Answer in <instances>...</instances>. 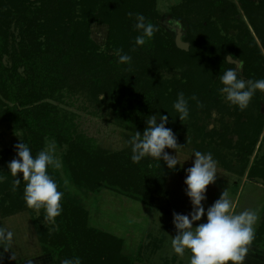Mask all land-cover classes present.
<instances>
[{"label": "trees", "instance_id": "16d2710c", "mask_svg": "<svg viewBox=\"0 0 264 264\" xmlns=\"http://www.w3.org/2000/svg\"><path fill=\"white\" fill-rule=\"evenodd\" d=\"M33 2L0 0V119L22 130L21 139L29 144L33 156L44 149L45 138H54L64 148L67 177L77 190L92 194L106 187L150 205L165 192L167 174L172 169L162 160L152 157L133 163L129 149L130 153L126 149L107 153L96 145L92 146L90 138L76 132L73 114L60 110L48 100L43 101L44 97L60 100L66 92L105 90L111 93L113 88L119 87L120 96L130 99L131 107L139 111L134 109L132 123L126 122L129 127L138 128L135 124L146 122L151 113H165L169 120L166 127L170 128V118L177 115L173 102L178 93H184L189 110L194 113L200 107L191 97L195 95L199 98L203 94L206 115L215 108L220 113L236 115L237 121L232 130L224 125L222 132L212 130L205 135L202 134L203 127L193 124L191 129L195 133L189 142L201 141V146L207 151L206 143L216 137L221 144H230L227 134L233 132L239 137L236 146L246 142L243 152L246 156L251 153L259 135L264 132V119L258 111L264 92L257 90L248 107L241 111L237 106L222 103L218 96V89L222 86L219 76L224 70L232 68L226 60L230 55L243 62L244 73L249 79L264 78V55L259 47L264 49V22L260 17L264 11V0H237L236 3L232 0H181L171 6V12L182 15L186 21L189 31L187 40L190 42L187 52L178 49L173 35L159 24L157 0H40L39 6ZM237 4L259 45L243 17H238ZM129 12L142 13L147 22L156 26L154 36L146 39L143 46L135 44V38L140 33L134 28L135 16L129 17ZM93 21L107 26L105 52L99 50V45L89 35ZM230 25L239 29L235 40L220 33V28ZM195 32L198 35L199 32L206 33L200 43L195 41ZM201 48L206 54L200 56L198 52ZM116 49L129 54L134 64L119 63L118 56L114 54ZM180 54L187 55L192 61L194 68H188L191 69L189 72L185 70L182 77L171 81L162 80L157 71L153 70L152 74L151 66L167 69L179 64L177 58ZM197 58L201 59V63ZM131 66L134 72L128 76L124 72L132 71ZM199 69L200 74H197ZM213 77H216L215 81H212ZM140 78L141 81L144 78L143 83ZM251 106L256 107L255 113L251 111ZM242 117H245L244 121H241ZM178 127L172 129L177 144L183 142ZM197 129L201 131V136L196 134ZM127 137L130 139L131 136ZM205 137L208 138L203 143ZM19 142L22 140L5 148L0 158V175L5 177L0 183V219L24 211L32 215L35 211L25 203L22 183L16 192L11 190L14 177L7 168V155L15 151L14 145ZM219 151L215 150L218 156ZM223 164L229 171L235 169L232 163ZM247 165L245 161L241 172ZM48 171L58 190L64 193L61 200L63 210L54 221L45 225L34 223L33 228L41 250L50 253L53 258L55 256V264L74 257H79L82 264L140 262L142 247L135 256L124 253V239L93 225L89 210L78 201V196L70 194L60 184L53 167H49ZM248 173L250 176L255 174L253 168ZM256 175L264 177V169ZM38 211L40 214L45 212L44 209ZM262 241L264 219L255 230L251 243L259 246Z\"/></svg>", "mask_w": 264, "mask_h": 264}, {"label": "rangeland", "instance_id": "374dc122", "mask_svg": "<svg viewBox=\"0 0 264 264\" xmlns=\"http://www.w3.org/2000/svg\"><path fill=\"white\" fill-rule=\"evenodd\" d=\"M32 1H34L33 4L39 6L40 0H31V2ZM174 1L175 3H172L173 0H157L156 9L160 13L159 24L173 35V39L175 37L177 29L179 28L182 33V40L188 42V49L183 50L187 52L190 47V42L189 40H187V34L189 31L187 30L186 21L184 20L183 16L176 15L171 12L170 4H178L181 0ZM232 1H234L235 3L237 2V0ZM253 1L257 2L259 0ZM238 9V17H243V20L246 24H248L250 32H252V35L259 45L260 42L255 36L254 32L251 31L252 29L245 16L243 15V11L239 6ZM260 17L264 22V11L260 15ZM215 24L220 25L219 22H215ZM62 26H64V24ZM230 26L231 27L228 26L225 29L220 28V33L226 34L229 39L235 40V38L238 36L237 33H240L239 29L237 27H233L234 25ZM14 31L15 33H17V30ZM106 34L107 26L105 24L99 21H93L90 24L89 35L91 39L99 45V50H102L103 52H105L104 48ZM195 34L197 38H193H195V41L197 40V43H200L201 39L205 38L206 35L205 32H199V35L198 32H195ZM259 47L261 53L264 55V49L261 46ZM198 53L200 56L202 54H206V52L202 51V48ZM7 60L8 59L5 57V62H7ZM197 60L201 63V59L197 58ZM236 60H239L242 65V69L240 70V77L248 80L249 78L245 75L243 70V62L237 58ZM177 62L180 63L173 65V67L167 69H156V66L155 68L151 66V71H157L156 73L160 75V78L162 80L171 81L174 78H179L180 76L182 77V74L183 72H185V70L189 72L188 70L191 69L188 68L193 67L191 63L192 61L188 58L187 55L184 56L180 54L177 58ZM131 63L134 64L133 61ZM131 67L132 71L124 72L128 76H131L132 72H134V67ZM235 67L236 65L232 64V68ZM154 71L152 74H154ZM200 71L201 69H199V73L197 74H200ZM134 76L135 74L133 75V77ZM215 80L216 77H213L212 81ZM143 81L144 78H142L141 82L143 83ZM217 85L219 86L218 83ZM119 90L120 89L118 87L115 89L113 88L111 93L105 90L103 92L99 90L93 92L90 90L88 92L86 90H84L83 92L72 91L70 93L66 92V95L64 94L60 100H52L49 97H44L42 100H48L55 104L60 110L67 111L73 114V120L77 127L76 132L83 134L87 138H90L92 146L95 147L96 145V147H98L100 150L107 153H116L123 149H126L127 152L130 153L129 150L131 151V146L128 143L130 139L127 137V135L132 136L137 130L142 133L147 127V124L145 121H138V124L135 122V126H138V128L131 126L129 127L126 124L127 121L128 123H132L133 113H135V110L137 109H135L136 107H131L130 99L125 100L124 96H120ZM107 92L109 94H107ZM126 95L128 96V93H126ZM218 96H220L223 104L231 106V104L226 102V100L221 96L220 93H218ZM131 98L133 99L132 96ZM202 98L203 94H201V96L198 98L203 107H200V109H198V111L195 113L190 112L188 120L182 122L178 116L172 117L171 115L172 118H170L171 122L169 123V126L171 129H173L174 127L179 125L178 129L180 131V135L183 138V142L180 141L178 143L179 146L177 150L166 147L165 151L170 155H176V158L181 162L182 165L178 163L176 168L172 169V171L167 174L165 192L162 195L158 196L154 203L150 205L143 204L133 199L124 197L110 189H107L106 187H101L98 192L92 194L77 190L76 187L71 184L67 177V167L63 161L64 148L62 146L60 147L54 138L47 137L44 140V148H46L49 142H55L56 154L58 155L62 163V167L60 169H56L53 167L55 174L57 175L60 184L63 185L64 188H67L70 194L78 196V201L86 206V208L89 210L91 223L99 228H102V226H107L110 228L111 232H114L118 235H120L121 233L127 237L129 236V234H133L135 235L133 237V243L135 244V246L138 244L137 251L140 247H142L140 248V253L143 254V251L146 247L147 250L151 249L152 252L150 253H155L154 256H152L150 259L147 255H141L139 257L140 263L161 264L160 258L167 254L170 257V254L173 253L171 249V236L176 235V229H173L171 231V234L167 235V241L165 243L164 250L162 248L159 254L157 243L161 238H163L165 225H174V212L188 214L192 210L190 199L185 193L186 185L184 183V180L187 175L185 169L192 166L194 161L193 153L195 151H200L202 153H208L211 151L213 158L217 161V178L214 183H211L207 186V199L202 202L204 204L205 210L220 197L222 191L226 190L228 191L229 196L232 199L234 206L233 210L235 213H239L245 209L255 210L259 216L255 228L258 227V225L264 219V177L256 175V173L260 174L261 170L263 171L264 169V132H261L254 147L252 148L251 153H249L248 156L244 154V148H242L243 146L247 147V143L242 142L239 146H236V143L239 142V137L230 131H228L230 133L227 134V137L231 140L230 144L227 142L225 144H221L220 139L216 137L214 141L211 140L210 142L208 141L206 143L207 151L201 146V141H197L196 143H194L193 141L189 142V140L191 141L190 137H192L195 133V131L192 132L191 129L193 124L197 123L198 127H203L204 131L202 132V134L205 135V132H211L212 130L222 132V126L224 125L228 127V130H232L235 125V121H237L236 115L226 114L224 112L220 113L215 108H212L208 115H206V112L203 109L205 107V104L203 103ZM97 101H100V103H98ZM132 103H135L134 100H132ZM251 108V111L255 113L254 109L256 107L254 108L253 106H251ZM258 111L260 116L264 119V99L260 102ZM153 114L157 115V113H151L150 115H148V118H151V115ZM0 120L1 158V156L3 155L2 151L5 148H8L11 143L21 140L22 130L12 127L9 121H4L3 119ZM244 120L245 117H242L241 121ZM196 134L201 136V131L197 129ZM207 138L208 137H205L203 143L206 142L205 140ZM200 147H202L201 150H199ZM215 150H220V156L216 155ZM14 157H16V151H11L7 155L8 162L11 161ZM245 161L248 165L241 172V167L243 166ZM223 163H232L234 164L233 166L235 169L233 171H229L225 169V164ZM1 167L2 163L0 162V168ZM252 168L253 173L255 174L250 176L248 171ZM22 177V173L17 174V178L21 179L22 188H24L25 182L23 181ZM66 181L67 183H65ZM24 212L25 213L19 215L20 218L5 217L3 219H5L7 221L6 223L11 227L13 226L14 221L22 220L28 222L29 229L27 228V230H29V233L33 236L34 234L31 230V222L32 224L37 223L39 225H45L52 222L51 220L47 219L45 212L43 214H40L38 210H35L32 215L28 211ZM201 222H206V214L201 218V221L194 222L193 226L195 227L196 224ZM147 232L149 233L148 236L146 235ZM143 239H148L149 241H144ZM141 240H143V243L145 244L148 243V245L140 244ZM256 249L264 252V245L257 246L251 243L248 247V252H256ZM159 255L160 257H158ZM189 255L190 253L186 252L184 257L177 256V259H181L180 264H188Z\"/></svg>", "mask_w": 264, "mask_h": 264}, {"label": "clouds", "instance_id": "9594fccd", "mask_svg": "<svg viewBox=\"0 0 264 264\" xmlns=\"http://www.w3.org/2000/svg\"><path fill=\"white\" fill-rule=\"evenodd\" d=\"M129 17L135 16L134 28L140 35L135 38V44L143 46L146 39H150L156 32V26L146 21L142 13H128ZM119 63L131 64L132 57L123 53L122 49H116ZM235 64V68H228L219 76L218 91L231 105L244 111L257 90L264 92V78L258 80H245L240 77L242 65L240 61H227ZM192 100L198 107H203L199 99L193 95ZM176 116L184 122L190 115L188 99L183 92L178 93L173 102ZM175 116V117H176ZM159 118V122H158ZM169 122L168 115H151L146 120L147 127L141 133L136 131L130 137L131 160L139 163L145 157L162 160L169 169H175L181 162L176 155H170L165 148H178L176 136L171 128L166 127ZM19 136V135H18ZM20 137V136H19ZM21 138V137H20ZM14 145L16 157L7 163V168L14 180L12 191L16 192L21 184L17 178L18 173L23 174L24 188L23 198L29 208L44 209L47 219L54 221L62 213L61 200L64 195L58 190V185L49 174V167L60 169L62 163L56 154L55 142H49L46 148L40 150L35 156L29 144L21 139ZM194 161L191 167L185 169L187 173L184 183L185 193L189 197L192 210L188 214L173 213V224L176 235L171 236V249L180 256L190 253L188 264H243L248 245L254 239L255 225L259 216L255 210L245 209L239 213L234 212L232 199L228 191H222L220 197L205 210L202 203L207 199V186L214 183L217 178V161L212 153L195 151ZM182 165V164H181ZM5 177L0 175V183ZM67 183V181L65 182ZM206 214V222L201 221ZM61 264H82L79 257L64 259Z\"/></svg>", "mask_w": 264, "mask_h": 264}, {"label": "crops", "instance_id": "0c3cea01", "mask_svg": "<svg viewBox=\"0 0 264 264\" xmlns=\"http://www.w3.org/2000/svg\"><path fill=\"white\" fill-rule=\"evenodd\" d=\"M171 1V0H170ZM172 3H175L173 0ZM171 3V4H172ZM170 6H173L171 5ZM25 212H19L13 215L8 216L13 218H20L19 215ZM27 214V213H26ZM29 217V216H28ZM7 221L5 219H0V264H55L54 258L50 253H44L41 250L40 243L37 239L36 233L33 228V224L31 222L32 226V234L29 233V225L26 221H14L13 226L11 227L9 224L6 223ZM100 226V225H98ZM102 229L111 232L110 228L107 226H102ZM165 232L163 233V238L158 241V254L160 253L161 249L163 248L165 243L167 241V235L171 234V231L175 229L174 225L169 226L165 225L164 227ZM257 227L255 228V230ZM117 236H120L124 239L123 242V252L126 253L129 256H135L137 252V245L133 243V237L135 235L129 234V236H125L120 233V235L111 232ZM119 233V232H118ZM147 236L149 233L147 232ZM149 239V238H148ZM148 239H143L144 241H147ZM143 240L140 241V244L142 245H148L143 243ZM149 241V240H148ZM259 245H264V241L259 242ZM249 247V245H248ZM147 251V252H146ZM256 249V252H247L245 256V260L243 261V264H264V252H261ZM152 252L151 249H144L143 256L147 255L149 259L154 256L155 253ZM174 252L169 255H165L161 260V264H180L181 259L178 258ZM160 257V255L158 256ZM179 257V256H178ZM134 264H143L140 262H135ZM147 264V263H146ZM231 264V262H229Z\"/></svg>", "mask_w": 264, "mask_h": 264}, {"label": "water", "instance_id": "95a60500", "mask_svg": "<svg viewBox=\"0 0 264 264\" xmlns=\"http://www.w3.org/2000/svg\"><path fill=\"white\" fill-rule=\"evenodd\" d=\"M181 35H182V33H181L180 29L178 28L176 31L175 37H174L175 44L178 48H180L182 50H187L188 49V42L182 40ZM226 59H227V61H235V62L239 61V60L233 59L229 55H227Z\"/></svg>", "mask_w": 264, "mask_h": 264}]
</instances>
